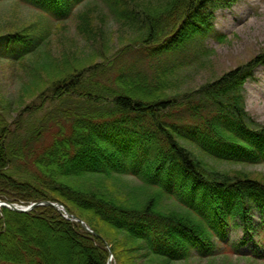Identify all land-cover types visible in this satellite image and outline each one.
I'll list each match as a JSON object with an SVG mask.
<instances>
[{
	"label": "trees",
	"instance_id": "1",
	"mask_svg": "<svg viewBox=\"0 0 264 264\" xmlns=\"http://www.w3.org/2000/svg\"><path fill=\"white\" fill-rule=\"evenodd\" d=\"M22 1L56 13L60 20L70 17V8L65 5L72 0ZM211 2L172 0L162 13L153 16L138 7L129 12L133 20L140 22L142 30L148 32L145 43L149 49L153 43L171 36L160 46L151 48L152 52H158L175 48L196 33L204 31L207 34L211 29L207 10ZM178 10L182 12L178 20L181 23L170 26L169 19ZM184 50L181 48L174 53ZM37 51L34 40L20 32L0 34V58L10 56L15 61H22ZM263 59L264 55H260L246 66L230 71L198 91L204 92L203 95L186 98L184 102L156 97L144 100L142 93L149 84L130 72L117 77L122 89L118 92L95 77L93 80L88 78L85 69L76 70L54 82L56 86L52 93L55 92L59 106L49 115L42 116L24 135L12 133L9 129L12 124L2 120L1 199L24 204L58 201L71 214L85 220L100 236L82 230L79 223L64 218L53 207L40 206L29 213L0 209V264H74L70 256L73 248L83 264H107L109 251L105 240L120 263L122 257L112 240L119 233L138 243V247L131 245V254L144 259L140 264L146 261L156 264L154 261L160 260L175 264L186 260L195 245L210 247V227L222 233L229 216L241 214L249 205L264 206L263 182L210 170L177 139L189 137L188 131H192L195 132L193 138L200 135V140L222 146L226 156H231V151L235 158L247 161L264 158V127H256V120L245 110L242 94L251 67ZM110 61L109 58L107 63ZM91 69L102 70L104 66L98 64ZM122 84L129 88L126 90ZM106 93L112 95L106 97ZM188 119L196 124L187 122L180 126L179 121ZM49 124L57 128L56 134L52 128L46 130ZM150 127H156L155 131L150 132ZM45 133L52 135L51 141L42 140ZM157 138H163L166 146L160 148ZM243 143H248L250 149L243 150ZM215 153L224 157L223 153ZM26 156L34 158V164L19 174L17 159L24 163ZM113 174L136 177L149 188L157 187L162 196H178L180 201L176 203L183 208L184 215H165L158 211L153 201L144 208L118 205L75 188L71 182L76 176L111 177ZM130 204L135 205L134 202ZM95 223L108 227V235L105 236L104 230ZM49 232L59 233L68 243L65 254L59 252L60 260L56 252L54 259L45 248L44 236ZM128 252L127 247L125 258ZM129 263L133 264L131 260L125 262Z\"/></svg>",
	"mask_w": 264,
	"mask_h": 264
},
{
	"label": "rangeland",
	"instance_id": "2",
	"mask_svg": "<svg viewBox=\"0 0 264 264\" xmlns=\"http://www.w3.org/2000/svg\"><path fill=\"white\" fill-rule=\"evenodd\" d=\"M171 1L87 0L81 5L73 6L74 12L69 20L57 22V19L51 18L44 10L29 2L0 0V34L17 31L25 36H35L39 42L38 51L25 60L11 62L0 59V122H10L12 127L9 129L12 133L24 135L42 116L49 115L50 111L59 106V100L54 98L55 92L52 93L56 86L54 82L65 75L70 76L76 70L85 69L88 78L93 80L95 77L102 84L116 88L118 92H122V89L119 88L117 77L130 72L149 84L142 93L144 100L150 101L156 97L184 102L186 98L203 95L204 92L198 91L205 86L264 55V0H238L229 7L221 4H231L232 0H214L208 9L212 14L209 33H196L193 37L179 42L175 48L150 55V51L139 44V41L148 40V32L142 30L140 22L133 20L129 11L138 7L153 16L162 13ZM181 15L182 12L178 10L169 19V25L173 26L177 22L179 24ZM200 36L202 48L189 47ZM127 45L130 48L126 49ZM181 48L185 50L174 53ZM109 58L111 61L107 63ZM98 64L103 65L104 69H91H95ZM122 86L126 90L129 88L125 84ZM46 88L49 90L47 96ZM243 91L246 111L264 124V64L254 68L253 76L247 80ZM111 95L106 93V97ZM187 122L196 124L191 119L181 120L179 124L183 126ZM52 127L49 124L46 130ZM52 129L56 134L57 128L54 126ZM155 129L156 127H150L148 130L152 132ZM51 139L50 134L43 137L45 142ZM177 139L210 170L232 176L242 175L264 183V162L220 160L191 137ZM156 141L160 148L166 146L163 138H157ZM33 160L30 156L24 157L23 162L29 163L25 165L17 159V168L20 170L18 173L23 174L26 167L33 166ZM30 172L34 173L31 170ZM79 177L71 179L75 188H82L93 196L105 198L106 201L134 208H144L153 201L158 206V211L165 215H184L183 208L176 203L178 200L170 195L162 196L157 187L149 188L146 186L148 184L142 183L136 177L125 174ZM132 202L135 205L130 204ZM252 215L255 219L260 217L254 212ZM236 222L237 220L234 221ZM96 223L107 236L109 228ZM110 234L113 235V232ZM239 234L240 232L234 233L235 236ZM44 237L45 248L50 256L55 259L57 255L60 260L62 255L59 252L64 255L68 243L57 232H49ZM112 240L122 257L120 263L125 264L129 260L133 264V261L137 264L144 262V259L137 258L138 255L134 257L131 254V245L138 247V243L129 240L123 233H119ZM215 243L216 240L213 244ZM127 247L129 252L125 258L124 250ZM72 250L69 253L74 264H83L80 255L74 248ZM154 262L167 264L163 260ZM120 263L114 257L112 264ZM145 264H148L147 261ZM175 264H264V259L251 254L236 256L229 248L224 250L222 244L219 243L218 246L216 243L214 253L203 257L198 252H190L187 260Z\"/></svg>",
	"mask_w": 264,
	"mask_h": 264
},
{
	"label": "water",
	"instance_id": "3",
	"mask_svg": "<svg viewBox=\"0 0 264 264\" xmlns=\"http://www.w3.org/2000/svg\"><path fill=\"white\" fill-rule=\"evenodd\" d=\"M39 205H49V206H53V207L61 210V205L59 203H54V202H51V201H46L44 203H33L30 206L25 207V206H21V205H17V204L3 202V201L0 200V206L7 207V208L12 209V210H14L16 212H21V213L32 211L33 209H35ZM72 220H76L78 222H81V224L83 225V227L85 229L89 230V228L87 227V225L85 224V222H83L77 216H72Z\"/></svg>",
	"mask_w": 264,
	"mask_h": 264
}]
</instances>
